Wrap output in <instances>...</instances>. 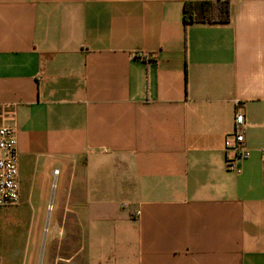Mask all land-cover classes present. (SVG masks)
<instances>
[{
    "label": "crops",
    "instance_id": "0c3cea01",
    "mask_svg": "<svg viewBox=\"0 0 264 264\" xmlns=\"http://www.w3.org/2000/svg\"><path fill=\"white\" fill-rule=\"evenodd\" d=\"M187 1L0 0L31 264L43 235L44 264H264V0L227 24L187 23Z\"/></svg>",
    "mask_w": 264,
    "mask_h": 264
},
{
    "label": "built area",
    "instance_id": "2783aa9c",
    "mask_svg": "<svg viewBox=\"0 0 264 264\" xmlns=\"http://www.w3.org/2000/svg\"><path fill=\"white\" fill-rule=\"evenodd\" d=\"M135 57L145 62L156 59L153 53L142 51L135 53ZM225 150L228 169L240 173L239 161L249 156L245 140V116L241 113H237L235 117V129L226 139ZM58 172L55 171L56 174ZM20 190L16 129L3 126L0 127V208L18 206L21 200ZM136 215L139 216L140 213Z\"/></svg>",
    "mask_w": 264,
    "mask_h": 264
},
{
    "label": "rangeland",
    "instance_id": "374dc122",
    "mask_svg": "<svg viewBox=\"0 0 264 264\" xmlns=\"http://www.w3.org/2000/svg\"><path fill=\"white\" fill-rule=\"evenodd\" d=\"M31 209H0V261L2 264H31ZM44 235L37 264H44Z\"/></svg>",
    "mask_w": 264,
    "mask_h": 264
},
{
    "label": "trees",
    "instance_id": "16d2710c",
    "mask_svg": "<svg viewBox=\"0 0 264 264\" xmlns=\"http://www.w3.org/2000/svg\"><path fill=\"white\" fill-rule=\"evenodd\" d=\"M184 12L187 23L227 24L232 18L231 0L187 1Z\"/></svg>",
    "mask_w": 264,
    "mask_h": 264
}]
</instances>
